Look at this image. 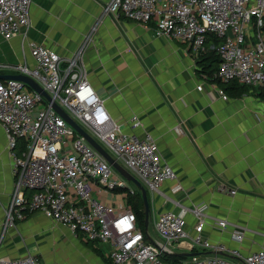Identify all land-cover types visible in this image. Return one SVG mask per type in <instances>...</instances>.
<instances>
[{
    "label": "crops",
    "instance_id": "crops-1",
    "mask_svg": "<svg viewBox=\"0 0 264 264\" xmlns=\"http://www.w3.org/2000/svg\"><path fill=\"white\" fill-rule=\"evenodd\" d=\"M108 1L32 0L26 37L4 39L0 34V63L26 61L32 66L30 42L63 59L80 52L86 79L110 116L124 133L153 139L161 160L175 172L159 193L146 190L153 239H159L154 221L160 213L177 211V203L187 208L204 204V239L237 248L242 255L264 246V97L257 88L238 93L231 83L207 79L189 41L157 37L151 26L121 15L102 16ZM213 46L209 41L208 47ZM65 65L66 60L61 62ZM0 74L16 73L1 69ZM134 116L139 125L133 128ZM15 182L0 124V258L32 255L39 264H111L110 244L73 234L40 211L4 228ZM174 185L178 189L173 190ZM229 189L236 192L230 194ZM103 198L112 201L109 194ZM185 219L191 236L196 219L190 212ZM217 219L225 220V226ZM238 228L243 231L241 240L232 236ZM170 248L171 253L210 254L192 247L189 238Z\"/></svg>",
    "mask_w": 264,
    "mask_h": 264
},
{
    "label": "built area",
    "instance_id": "built-area-1",
    "mask_svg": "<svg viewBox=\"0 0 264 264\" xmlns=\"http://www.w3.org/2000/svg\"><path fill=\"white\" fill-rule=\"evenodd\" d=\"M31 2L0 0V34L4 39L26 37ZM105 15H121L149 25L157 37L189 41L195 56L209 48L207 35L213 33L222 39L212 47L219 56L216 77L223 82L236 80L247 86H264V0H109L102 9ZM29 49L32 66L26 61L2 62L0 70L31 77L50 99L22 81L0 80V124L16 177L5 209L4 228L22 220L25 210L40 211L73 234L110 244L111 264H165L161 255L171 253L172 244L186 238L192 247L210 250V254H194L182 264H237L223 255L235 257L242 264H264V246L242 255L237 248L204 239V204L187 208L176 202L177 211L160 213L154 221L159 239H152L138 228L128 201L135 189L52 104L58 105L146 190L159 193L161 184L173 180L175 172L161 160L153 139L124 133L110 116L86 79L79 63L80 52L63 59L41 44L30 42ZM64 60L66 65L61 67ZM219 93L226 98L222 90ZM130 121L133 128L139 125L135 116ZM176 130L181 131L178 126ZM175 189L178 187L174 185ZM107 194L111 202L103 198ZM187 212L196 219L191 236L186 230ZM217 224L224 227L226 221L217 219ZM242 234L238 228L232 236L241 240ZM0 264L39 263L28 255L0 258Z\"/></svg>",
    "mask_w": 264,
    "mask_h": 264
},
{
    "label": "trees",
    "instance_id": "trees-1",
    "mask_svg": "<svg viewBox=\"0 0 264 264\" xmlns=\"http://www.w3.org/2000/svg\"><path fill=\"white\" fill-rule=\"evenodd\" d=\"M262 31L264 32V19H263ZM221 40H222L221 38H219L213 33H211L210 35L208 34L207 39H206V46H208L209 41H212L213 44L216 45ZM197 63L199 64L200 72H202L203 76L205 75L207 79H209L210 81L216 82L217 84L231 83L233 87H236L235 90L238 93H242L248 90L249 88H257V90H259L260 95L264 97V86L262 85L247 86V85H243L239 83L236 80H230L227 82H223L219 80L218 77H216V72L219 66V56L213 48H208L205 52L201 53L198 56ZM22 148H23V144L20 145V149ZM26 193L29 194L30 192L26 191ZM128 201L131 205L133 212L136 215V223H137L138 228H140L144 233H147L148 225H146L145 223L144 205L142 202L141 194L138 189H135L134 194L128 198ZM24 212H25V216H27V214L34 212V211L25 210ZM187 258L188 257L179 256L176 253H164L161 255V259L163 260L165 264H182V262Z\"/></svg>",
    "mask_w": 264,
    "mask_h": 264
},
{
    "label": "water",
    "instance_id": "water-1",
    "mask_svg": "<svg viewBox=\"0 0 264 264\" xmlns=\"http://www.w3.org/2000/svg\"><path fill=\"white\" fill-rule=\"evenodd\" d=\"M3 79H15L22 81L26 84L30 89L40 93L45 98L50 99L49 95L41 88V86L36 83L31 77L21 74H12V75H4L0 74V80ZM54 110L64 118V120L70 124L79 134H81L111 165L115 168L123 177H125L128 181H131L136 188L139 190L142 202L144 205L145 212V223L148 225V217H149V201L147 197V191L145 187L141 184V182L132 175L128 170L122 167L119 163L115 161V159L101 146L99 145L85 130H83L78 124H76L58 105L55 103L52 104ZM179 256H192L194 253H176Z\"/></svg>",
    "mask_w": 264,
    "mask_h": 264
},
{
    "label": "rangeland",
    "instance_id": "rangeland-1",
    "mask_svg": "<svg viewBox=\"0 0 264 264\" xmlns=\"http://www.w3.org/2000/svg\"><path fill=\"white\" fill-rule=\"evenodd\" d=\"M263 37H264V33H263ZM127 184H128L130 187H132L133 189H137L136 186H135L131 181H128ZM149 224H150V223H149ZM148 234H149V236H150L152 239L154 238L153 236H155L154 230H153V228H152V224H150V225L148 226Z\"/></svg>",
    "mask_w": 264,
    "mask_h": 264
}]
</instances>
